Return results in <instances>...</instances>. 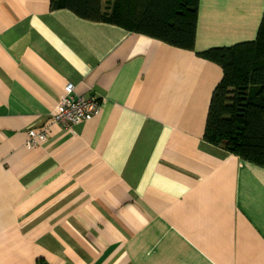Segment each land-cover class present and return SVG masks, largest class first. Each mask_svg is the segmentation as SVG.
I'll list each match as a JSON object with an SVG mask.
<instances>
[{
  "label": "crops",
  "instance_id": "0c3cea01",
  "mask_svg": "<svg viewBox=\"0 0 264 264\" xmlns=\"http://www.w3.org/2000/svg\"><path fill=\"white\" fill-rule=\"evenodd\" d=\"M50 1L0 0V264H264V166L204 140L197 55L255 39L264 0H199L193 49ZM67 83L102 102L71 131Z\"/></svg>",
  "mask_w": 264,
  "mask_h": 264
},
{
  "label": "trees",
  "instance_id": "16d2710c",
  "mask_svg": "<svg viewBox=\"0 0 264 264\" xmlns=\"http://www.w3.org/2000/svg\"><path fill=\"white\" fill-rule=\"evenodd\" d=\"M199 0H51L77 16L116 24L181 49H193ZM197 55L218 64L204 140L264 166V16L255 39Z\"/></svg>",
  "mask_w": 264,
  "mask_h": 264
},
{
  "label": "built area",
  "instance_id": "2783aa9c",
  "mask_svg": "<svg viewBox=\"0 0 264 264\" xmlns=\"http://www.w3.org/2000/svg\"><path fill=\"white\" fill-rule=\"evenodd\" d=\"M101 99L95 96L77 95L74 86L67 83L63 87L60 101L53 109L51 118L53 123L59 124L69 131L74 124L86 121L96 115L101 108ZM45 139V131L28 130V140L25 147L33 148L39 141Z\"/></svg>",
  "mask_w": 264,
  "mask_h": 264
}]
</instances>
